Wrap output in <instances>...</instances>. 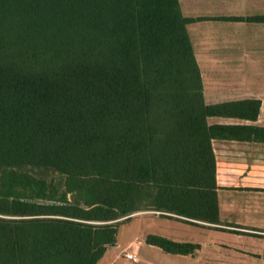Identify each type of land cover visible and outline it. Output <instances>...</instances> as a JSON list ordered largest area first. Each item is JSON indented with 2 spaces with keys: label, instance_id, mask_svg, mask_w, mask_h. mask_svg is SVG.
<instances>
[{
  "label": "trees",
  "instance_id": "trees-1",
  "mask_svg": "<svg viewBox=\"0 0 264 264\" xmlns=\"http://www.w3.org/2000/svg\"><path fill=\"white\" fill-rule=\"evenodd\" d=\"M191 21L179 0H0V264H98L148 198L218 221L227 105L205 102Z\"/></svg>",
  "mask_w": 264,
  "mask_h": 264
},
{
  "label": "crops",
  "instance_id": "crops-1",
  "mask_svg": "<svg viewBox=\"0 0 264 264\" xmlns=\"http://www.w3.org/2000/svg\"><path fill=\"white\" fill-rule=\"evenodd\" d=\"M215 126L219 219L146 209L98 264H264V0H179ZM186 245L170 252L150 240ZM126 252L133 253L129 259Z\"/></svg>",
  "mask_w": 264,
  "mask_h": 264
},
{
  "label": "rangeland",
  "instance_id": "rangeland-1",
  "mask_svg": "<svg viewBox=\"0 0 264 264\" xmlns=\"http://www.w3.org/2000/svg\"><path fill=\"white\" fill-rule=\"evenodd\" d=\"M43 170H38L37 172H39V173H41ZM47 176H52V177H54L53 175H52V172H48V174H47ZM57 175H55V177H56ZM145 206L148 208V209H152V208H155L154 206V203L152 202V200H151V198H148V200L145 202ZM146 207H144L143 208V210H141V212H144V211H146ZM123 223H128L129 222V219H126V220H123L122 221ZM129 228V224H125V225H123L120 229H119V239L121 240V241H125L127 238H128V236H129V233H130V229H128Z\"/></svg>",
  "mask_w": 264,
  "mask_h": 264
},
{
  "label": "built area",
  "instance_id": "built-area-1",
  "mask_svg": "<svg viewBox=\"0 0 264 264\" xmlns=\"http://www.w3.org/2000/svg\"><path fill=\"white\" fill-rule=\"evenodd\" d=\"M126 256L129 258V259H134L135 258V255L133 253H129V252H126Z\"/></svg>",
  "mask_w": 264,
  "mask_h": 264
}]
</instances>
